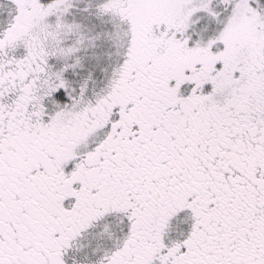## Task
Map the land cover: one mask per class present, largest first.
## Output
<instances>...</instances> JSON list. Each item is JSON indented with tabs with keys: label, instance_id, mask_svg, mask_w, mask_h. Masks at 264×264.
<instances>
[{
	"label": "snow or ice",
	"instance_id": "snow-or-ice-1",
	"mask_svg": "<svg viewBox=\"0 0 264 264\" xmlns=\"http://www.w3.org/2000/svg\"><path fill=\"white\" fill-rule=\"evenodd\" d=\"M0 264H264V0H0Z\"/></svg>",
	"mask_w": 264,
	"mask_h": 264
}]
</instances>
